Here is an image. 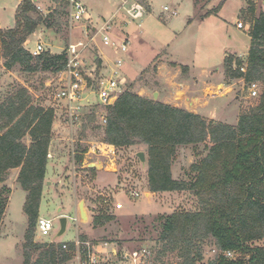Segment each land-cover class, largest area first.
I'll return each instance as SVG.
<instances>
[{"label":"rangeland","instance_id":"rangeland-1","mask_svg":"<svg viewBox=\"0 0 264 264\" xmlns=\"http://www.w3.org/2000/svg\"><path fill=\"white\" fill-rule=\"evenodd\" d=\"M17 1L0 0V25L5 29L15 24ZM32 1L36 8L38 5L37 11L43 13V16L58 9V14L50 17L49 21L56 17L61 24L60 28H46L40 25L28 41L26 40L27 43L25 41L24 46L27 49L41 42L45 51L62 53L69 43L83 41L86 48L82 57L86 66L92 67L97 55L95 42H98L99 38L91 26L99 25L102 15L108 17L112 13L110 17H114V33L125 34L122 27L130 28L132 24L144 31V34L140 35L139 29L135 27L131 30L134 33H131V36L128 34L129 53L126 55H131L134 61H131V65L129 62L126 65L129 76L128 79L126 77V89L143 94L142 89L147 88L149 93L146 96L149 98L152 97L153 90H158L161 97L168 98L169 105L180 107L178 105L183 103L192 109L190 112L197 108L198 113L205 114L201 116L207 121L229 124H236L243 109L255 103V98L247 97L245 82L239 78H229L224 72L223 64L224 54L247 57L250 36L247 31L236 28V22H246V18L240 14V9L247 7L248 2L253 3L255 15L264 11V0H150L151 16H147L150 13V5L146 0H126L124 7L119 4V7L123 8L122 14L116 16L113 11L118 0H87L85 6L92 15L88 24L71 22L68 0ZM66 1L67 6L64 3ZM165 5L174 10L175 15L165 11ZM132 9H137L134 15L130 14ZM145 16L147 18L143 20ZM125 35L120 36L127 37ZM93 36L95 38L91 41ZM164 60L189 65L191 70L183 68L179 74L168 71L163 79L165 82H162L155 76V67L158 62ZM3 61L0 49V103L19 85L27 87L33 103L55 110L51 127V153L57 152L56 155H65L67 158L71 156V165L66 161L67 158L64 163V168L69 166L70 172L65 170L62 175L57 174L58 177L44 176L43 185L46 190L40 199L39 214L52 219L55 231L60 215H66L68 218L74 216L72 200L74 205L84 203L83 208L87 216L86 219H78L80 225L67 218L66 231L59 237L54 232L50 237H41L34 227V243H58L60 240H75L80 235H85L86 240L108 241L121 249H149L154 264H185V261L188 264L193 257L194 264H209L213 261L219 250L209 236L202 239L201 243H198L199 240L193 242L187 260L186 254L182 256L185 252L183 243L174 249L162 251V244L158 239L162 231L163 217L177 210L197 211L199 205L189 189L152 194L147 192L150 190L147 183L148 155L145 144L135 143L126 147L112 145L113 147H107L108 154L105 155L108 157L100 156L99 153L96 154L98 156L83 154L85 159L95 165L72 163V149L76 152L82 149L88 152L89 142L103 141L104 110L102 106L95 104V95H89L88 106L77 112V119L70 120L64 111L66 102L55 97L57 89L60 88L56 72L28 73L19 65L6 69L2 66ZM261 87L264 85L261 84ZM24 141L28 143L29 138L25 137ZM209 145L210 141L207 139L197 145L179 146L171 162L172 177L190 183L195 175L190 170V165L205 156L206 147ZM138 152L144 153V162L137 157ZM48 153L47 155H51ZM82 163L83 167L80 166ZM18 170L19 168L10 169L3 182L10 188V193L0 225V264H22L23 261L28 219L23 211L26 193L16 181ZM97 171L99 173L96 175ZM96 177L98 180L94 182ZM131 189L138 190L140 196L131 197ZM145 191L149 200L144 195ZM105 195L111 196L112 203L116 201L112 197H116L124 208L114 210L110 206L105 207V204L103 206L101 202ZM101 211L111 214L113 218L94 224L93 218ZM258 243L264 244V240ZM195 255L200 256L197 258ZM63 264H77L75 254L71 253V259Z\"/></svg>","mask_w":264,"mask_h":264},{"label":"trees","instance_id":"trees-1","mask_svg":"<svg viewBox=\"0 0 264 264\" xmlns=\"http://www.w3.org/2000/svg\"><path fill=\"white\" fill-rule=\"evenodd\" d=\"M64 3L67 6V1ZM240 11L250 23L247 71L243 74L234 69L232 64L238 66L241 60L226 54L224 72L232 79L244 77L246 81L258 80L264 84V11L255 15L252 2ZM58 12L55 9L45 17L37 11L34 1L21 0L15 10V24L0 28L2 66L11 69L19 65L28 73L61 70L66 59L64 50L62 53L46 50L34 56L24 46L40 25L60 28L56 17L49 21ZM96 62L99 65V59ZM100 106L106 119L102 124L104 142L116 147L135 143L147 146L148 190L189 189L197 199L199 210H177L163 217L158 239L163 252L183 243L182 256L186 254L187 260L193 242L201 243L209 236L219 250L209 264H264V244L258 243L264 240V90L253 105L243 109L236 124L207 121L200 114L140 96L126 88L113 103ZM54 117L55 110L33 103L23 85L0 103V225L10 193L3 182L10 169L19 168L16 181L26 192L23 211L28 219L22 264H63L71 259L74 249L73 242L32 241ZM25 137L29 138L28 143ZM207 139L210 145L205 156L190 165L195 173L192 181L174 179L171 162L176 149ZM75 160L80 163L82 155H75ZM112 218L101 211L93 223ZM194 261L193 257L188 264Z\"/></svg>","mask_w":264,"mask_h":264},{"label":"built area","instance_id":"built-area-1","mask_svg":"<svg viewBox=\"0 0 264 264\" xmlns=\"http://www.w3.org/2000/svg\"><path fill=\"white\" fill-rule=\"evenodd\" d=\"M119 1H121L122 5L126 2V0ZM37 8H39L38 5ZM167 8L168 7L165 6L164 10H167ZM136 11L137 9H132L130 14L134 15ZM173 14H175L174 11ZM68 15L71 22L76 23L88 24L91 22L92 18L85 4L79 0H68ZM113 20L114 17L105 19L97 30L95 29L96 33L100 36L102 44L112 47L113 52L117 55L108 68L102 69L96 61L92 67L86 66L85 60L82 57V52L86 48V43L83 41L69 43L64 49L66 59L62 69L56 72L60 88L57 89L55 97L58 100H64L66 102L64 111L70 120L77 119L79 116L77 112L84 109L85 106H88L90 99L89 95L96 96L97 102L95 104L107 105L113 103L125 87L126 78L122 74L121 68L124 64L123 57L128 51L129 41L127 37H122L124 34L120 37L114 35L112 31ZM94 27L95 26L92 25L93 29ZM236 27L248 32L250 23L247 21H237ZM93 39L94 36L91 37V41H93ZM43 51H45V49L41 42L35 43V46L29 49V52L34 56ZM242 56L243 55H239L241 64L236 66L235 63H233L232 67L234 69L237 68L239 72L244 74L247 71V63L246 59ZM240 79L245 82L247 97L255 98L256 101L264 90L261 84H264L258 80L246 81L244 77ZM102 120L103 124H105L106 119L104 116H102ZM111 146V144L104 141L89 142L88 152L81 153L72 149V157H74L75 160L76 154L87 155V153H91L94 156H98L96 154L99 153L100 156L108 157V155L105 154H108L107 147ZM82 162L86 166L89 161L84 159ZM101 195L103 194L101 193ZM129 195L133 198H137L140 196V192L131 189ZM110 197V195H105L103 199L105 206H110L114 210L123 208L121 201H118L116 197H112L114 200L116 199V201L112 203ZM35 227L37 233L41 237H50L52 232L55 233L54 224L50 218H37ZM73 243L74 249L72 253L75 254L77 264H154L151 251L143 247L121 249L114 243L108 241H89L80 238L75 239ZM226 255L231 256L232 254L227 252Z\"/></svg>","mask_w":264,"mask_h":264},{"label":"crops","instance_id":"crops-1","mask_svg":"<svg viewBox=\"0 0 264 264\" xmlns=\"http://www.w3.org/2000/svg\"><path fill=\"white\" fill-rule=\"evenodd\" d=\"M79 1H81L82 3H87V0H79ZM95 1H97V0H95ZM146 1H148V3H149V5H150V13H148L147 14V16H151L152 15V7H151V1L150 0H146ZM18 3H19V0L17 1V4H16V6L18 5ZM119 4H120V6H122V7H124V5H122L121 4V2L118 0V3H116V4H114V7H115V10L113 11V12H115L114 14V16H116V14H119L120 15V13L123 11V8L122 7H119ZM116 5V6H115ZM165 6H167V5H165ZM165 6H163V9H164V7ZM117 9V10H116ZM165 11H168L169 12V14H173V11L174 10H170V8H169V6H168V8H167V10H165ZM176 13V12H175ZM122 14V13H121ZM111 15H112V13H111ZM111 15H109L108 17L107 16H105V15H102V18L100 19V24L102 23V21L103 20H105V19H108V18H110V16ZM173 15H175V14H173ZM206 16H204V18H205ZM147 17L145 16L144 18H143V20H145ZM203 19V18H202ZM189 20V19H188ZM116 21H118V19H117V17H116ZM238 21V20H237ZM143 22V21H142ZM78 23H80V22H78ZM99 24V25H100ZM99 25H93V26H95L94 27V29H96L97 30V28L99 27ZM131 26H132V28H131ZM92 27V26H91ZM135 27H137L135 24H132V25H130V28L129 27H122V32H124L125 34H127V35H125V36H127V38H128V40H129V36H128V34L131 36V33H134V32H131V30L133 29V28H135ZM0 28H2V29H5V27H2L1 25H0ZM10 28V27H9ZM138 28V27H137ZM141 28V27H140ZM140 28H138L139 29V33H140V35L141 34H144V31L143 30H140ZM237 28V27H236ZM133 31V30H132ZM85 34L87 35V33H86V31H85ZM97 34V33H96ZM114 35H116V36H119L120 37V35H123V34H118V33H114ZM97 36H98V38H99V41L97 42H95V44H96V60L97 59H99V61H100V63H99V67H101L102 69H106V68H108V66L109 65H111V63L113 62V60L116 58V54L113 52V49H112V47H108V46H105V45H103L102 44V42H101V40H100V36H99V34H97ZM135 36V35H134ZM95 38V37H94ZM132 39V38H131ZM27 41H28V39H27ZM27 41H26V43H27ZM29 41H30V39H29ZM249 46H250V44H249ZM128 48H129V46H128ZM30 49H32L31 47H30ZM50 52H52V51H50ZM128 53H129V49H128V51H127ZM160 53V52H159ZM157 55V54H156ZM225 55L226 54H224V57H225ZM156 57V56H155ZM124 64H123V66H122V68H123V70H122V68H121V72H122V74L125 76V78L127 77V79H128V74H127V72H126V65H127V62H129L130 63V65H131V61L133 60V57H131V55L130 56H128V55H124ZM160 59V58H159ZM134 61V60H133ZM171 62V63H170ZM97 63V62H96ZM128 63V64H129ZM129 65V66H130ZM181 66V67H180ZM130 68H131V66H130ZM182 68H184V69H190L191 70V68H190V66L189 65H184V64H181L180 62H176V61H169V60H164V61H160V62H158V64L156 65V67H155V73H156V78H158V80H160V81H162V82H165V80H163L165 77H166V75H167V72L169 71H173V72H176L177 74H179L180 73V71H182L183 69ZM205 70V69H204ZM218 70V69H217ZM207 72H208V70H207ZM197 86V85H196ZM142 91L144 92L143 94H139L140 96H143V97H146V98H149V97H147L146 95H148V93H149V89H142ZM155 92H157V99L156 100H158V101H160V102H163V103H166V104H170L169 103V100H168V98H166V97H161V92L160 91H158V90H153L152 91V97H151V99H153V95H154V93ZM161 97V98H160ZM154 100V99H153ZM191 105H193L192 103H191ZM178 106H180L181 108H184V109H187V110H189V111H191L192 109H189L188 108V106H186L185 104H180V105H178ZM197 109V108H196ZM196 109H194L192 112H196L197 114H200V115H205V114H202V113H198V109L196 110ZM51 144H52V142L50 141V146H49V150H48V154H50L51 153ZM56 154H58L57 152H55V153H51V155H47V164H46V170H45V178H47L48 176H52V177H58L57 176V174L58 175H62L63 174V171H68V172H70V170H69V166H66L65 168H64V163H65V159L67 158V157H65V155H56ZM82 155V154H81ZM85 158L83 157V155H82V160H81V162L84 160ZM66 161H68V162H70V165H71V156H70V158H69V156H68V158L66 159ZM76 162V160H74V157H73V164ZM80 162V163H81ZM90 163H92V162H88L87 163V165H89ZM93 164V163H92ZM91 164V165H92ZM67 165H69V163L67 164ZM81 167H83L84 165H83V163L80 165ZM97 167V166H96ZM17 169V168H16ZM93 170V169H92ZM97 173H99L98 171L96 172V175H97ZM111 173V172H110ZM61 177V176H60ZM98 177V176H97ZM96 177V179L94 180V182H97V180H98V178ZM47 183V182H46ZM46 190V187H44V185H43V187H42V195H43V193H44V191ZM148 193H153V192H151V191H147ZM147 192L145 191V196L148 198V196H147ZM26 193V192H25ZM42 195H41V197H42ZM25 196H26V194H25ZM73 199V198H72ZM117 199V198H116ZM118 200V199H117ZM148 200H149V198H148ZM73 201V200H72ZM71 201V203H72V206H73V208H74V216L73 217H70V218H68V216H66L68 219H72V220H74L76 223H78V219L80 220V217H81V214H80V209H79V205H80V203H76L75 205L73 204V202ZM83 206H84V203H83ZM39 208H40V204H39V207H38V218L39 217H42V218H48V217H44V216H41L40 214H39ZM123 208H124V205H123ZM121 210V209H120ZM58 211H59V209H58ZM86 218H87V216H86ZM51 219V218H50ZM78 225H80V223H78ZM70 240H74V239H70ZM70 240H60V242H67V241H70ZM71 241V242H72ZM75 241V240H74ZM73 241V242H74Z\"/></svg>","mask_w":264,"mask_h":264},{"label":"water","instance_id":"water-1","mask_svg":"<svg viewBox=\"0 0 264 264\" xmlns=\"http://www.w3.org/2000/svg\"><path fill=\"white\" fill-rule=\"evenodd\" d=\"M153 99L154 100L157 99V92L154 93ZM137 157L139 158V160L141 162H144L145 157H144V153L143 152H138ZM92 165H95V164H92ZM79 209H80L81 218L82 219H86V213H85L84 208H83V202L80 203ZM57 222H58V228L55 231V234H56L57 237H59V236L63 235L64 232L66 231V228H67V217L65 215H60L57 218Z\"/></svg>","mask_w":264,"mask_h":264}]
</instances>
